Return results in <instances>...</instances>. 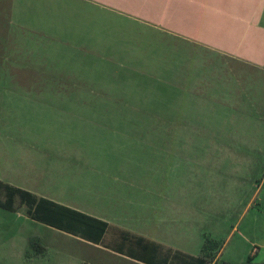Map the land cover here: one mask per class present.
Wrapping results in <instances>:
<instances>
[{
    "label": "rangeland",
    "instance_id": "obj_1",
    "mask_svg": "<svg viewBox=\"0 0 264 264\" xmlns=\"http://www.w3.org/2000/svg\"><path fill=\"white\" fill-rule=\"evenodd\" d=\"M51 3L48 9L60 8ZM10 8L11 0H0V136L13 143L0 148V167L19 165L25 151L37 154L44 167H61L68 187L108 181L106 168L120 163L122 178L110 179L139 180L149 193L151 174L135 166L150 163L152 151L163 160L168 149L189 150L185 205L223 244L218 264H264V72L158 30L104 25L97 12L42 16V34L22 25L10 30ZM88 33L89 46L82 43ZM15 210L13 233L12 215L0 217V264L88 258L81 243L27 221L19 199ZM36 236L47 253L27 258Z\"/></svg>",
    "mask_w": 264,
    "mask_h": 264
},
{
    "label": "crops",
    "instance_id": "obj_2",
    "mask_svg": "<svg viewBox=\"0 0 264 264\" xmlns=\"http://www.w3.org/2000/svg\"><path fill=\"white\" fill-rule=\"evenodd\" d=\"M51 2L60 5L57 10L76 12L77 15L94 16L97 12L104 25L111 21H122L139 28L155 32L158 30L178 41H192L209 46L215 50L218 58L232 57V60L245 61L246 63H243L253 70L264 72V0H51ZM57 10L48 9L47 0H11L10 30L22 25L20 27L38 34L46 33V26L42 24L41 18L48 14L55 17L54 12ZM30 16L35 22L30 21ZM35 17H38L37 21ZM74 27H78L77 22ZM91 36L89 33L85 35L83 45H91L89 41ZM16 105L22 108L27 105L30 107V104L25 102H18ZM23 136L22 140L25 139ZM15 137L17 136L12 135L7 140H14ZM1 138L2 136L0 148L5 151V147L9 148L13 143L4 144ZM188 151L168 149L166 159L163 160L157 151L156 153L152 151L150 163L147 161L146 165L135 166L140 168L136 170H144L151 174L149 193L144 192L141 185H137L140 182L137 179L134 186L123 180L110 179L114 175L122 178L120 163L106 168L105 172L110 173L108 181L100 182V179L96 178L84 181L81 185L69 184L65 187L61 181V167H44L37 154L33 155L26 151L24 153L28 154V159L21 162L18 160L19 165L16 162L13 167H8L10 165L6 163L2 164L0 182L25 190L37 198H46L78 210L108 223L109 226L145 237L174 251L198 257L202 255L205 235L211 237L213 235L208 234L205 224H199V219L193 218L192 212L187 210L185 205L189 201L186 190L190 191L191 183L188 170L190 168L188 157L191 155ZM131 153L132 156L135 155V151ZM7 155L11 156L10 161H16L19 156L16 153ZM193 192L196 194V190ZM3 194L5 197V192ZM83 203L86 207H82ZM0 211L1 220H7L8 213L12 215L10 226L13 233L12 218L17 211L3 207H0ZM148 215L149 218L146 217ZM26 220L43 226L50 233H57L61 239L65 237L81 243L89 252L88 258L78 259L77 254H74L73 264H146L101 244L92 243L86 240L87 238L66 233L30 218ZM6 226L8 229V222ZM74 230H77L79 235L82 232L76 227ZM114 230L104 236L103 241L109 246L119 242V231ZM211 232L216 231L212 229ZM37 238L42 242V238ZM91 255L97 256L98 259H91Z\"/></svg>",
    "mask_w": 264,
    "mask_h": 264
},
{
    "label": "trees",
    "instance_id": "obj_3",
    "mask_svg": "<svg viewBox=\"0 0 264 264\" xmlns=\"http://www.w3.org/2000/svg\"><path fill=\"white\" fill-rule=\"evenodd\" d=\"M1 190L5 192V201H0V207L14 210L16 200L19 199L21 203L28 207V213L33 220L66 233L87 238L86 240L92 243L101 244L146 264H218L217 257L223 248V244L214 240L211 236L205 235L202 255L195 257L180 251H174L158 242L109 226L108 223L78 210L54 203L46 198H37L25 190L0 182V193ZM74 227L82 231L80 235L77 230H74ZM113 229L119 231V242L109 246L103 240L106 233L111 232ZM29 244L31 252L26 253L27 258L44 256L47 253V249L42 246L39 238H30Z\"/></svg>",
    "mask_w": 264,
    "mask_h": 264
}]
</instances>
